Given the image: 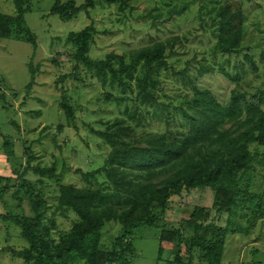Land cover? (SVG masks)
<instances>
[{
    "label": "rangeland",
    "instance_id": "obj_1",
    "mask_svg": "<svg viewBox=\"0 0 264 264\" xmlns=\"http://www.w3.org/2000/svg\"><path fill=\"white\" fill-rule=\"evenodd\" d=\"M56 1L22 0L24 25L30 29L37 46L25 33L13 32L9 37L0 38V91L10 103L7 108L0 104V174L11 176V184L17 183L13 170L19 172L27 167L29 153L35 156L30 165L55 167L58 179L41 177L33 171L25 174V179L32 181V188L28 189L32 197L28 195L23 202L24 211L31 213L32 202L45 200L43 222L50 231L46 237L54 242L78 218L72 210L58 207L59 183L93 188L107 181L103 172L92 180H86L79 172L101 168L112 150L113 144L98 132L112 135L116 144L146 145L153 135L186 130L188 103L193 98L194 86L212 91L223 104L229 103L233 89L251 93L264 90V61L260 58L264 49V0L245 1L244 50L234 54L220 53L214 48L217 39L212 33V18L217 2L222 0H131L130 8L124 11L117 4L103 2L89 8L88 14L82 11L69 21L51 13ZM76 2L79 5L85 0ZM0 12L15 16L14 0H0ZM91 23L98 30L89 52L94 60L106 59L112 52L129 59L134 50L157 41H175L173 50L168 49L166 54L170 68L158 76L154 103H140L136 91H129V99L121 104L115 101V96L107 99L108 92L118 95L120 89L103 87L93 69L57 56V51L75 50L77 45L68 41L69 33ZM247 54L254 57L255 65ZM31 62L41 67L28 91ZM203 67L206 72L200 74ZM227 74L238 80H232ZM62 75L67 77L57 83L55 80ZM63 91L74 110L70 120L59 108ZM13 121L19 125L20 132ZM60 123L65 125L63 131L58 130ZM6 136L8 149L3 147ZM250 150L253 161L243 175L236 204L229 212L217 214L214 193L206 187L185 188L173 195L164 209L155 212L161 223L182 228L181 264H187L190 258L192 264L203 263L200 250L190 248L192 233L182 224L197 206L205 211L204 223L216 221L229 231L224 264L252 261L264 264V145L257 140L250 145ZM170 172L164 171L158 178ZM14 190L12 187L5 193L8 204L0 202L3 214L12 208L19 211L18 201L12 196ZM123 233V225L107 222L100 249L110 251ZM131 241L135 251L126 255L130 264H177L174 262L178 252L176 242L163 243L160 228L142 226ZM27 246L29 243L21 236L20 228L0 221V264H27L13 254Z\"/></svg>",
    "mask_w": 264,
    "mask_h": 264
},
{
    "label": "trees",
    "instance_id": "obj_2",
    "mask_svg": "<svg viewBox=\"0 0 264 264\" xmlns=\"http://www.w3.org/2000/svg\"><path fill=\"white\" fill-rule=\"evenodd\" d=\"M130 1L85 0L78 5L76 0H57L51 13L58 15L63 21H69L82 11L88 14L89 8H94L98 3L117 4L124 11L130 8ZM245 1L217 2L215 16L212 18V33L217 39L214 47L216 51L234 54L244 50ZM14 2L17 10L15 16L0 12V38L9 37L13 32L25 33V37L37 46L35 39L31 38L33 35L30 29L24 25L25 9L22 0ZM97 32L94 23L81 30L71 31L68 41L76 44L77 48L64 53L57 51V56L73 59L93 69L103 87L120 89L118 95L108 92L107 99L115 96V101L121 104L129 99V91H136L137 101L142 104L154 103L158 76L161 71L170 68L166 54L168 49L173 50L175 41H157L134 50L129 59L123 54L112 52L106 55V59L94 60L89 52ZM246 57L256 64L253 56L247 54ZM260 58L264 61V49ZM40 67L30 63L31 81L27 85L28 91L35 83ZM257 68L258 66L255 67ZM202 69L200 74L206 72L205 67ZM227 76L230 77L228 74ZM66 77L67 75H62L55 81L62 82ZM65 93L63 91L59 108L66 119L70 120L74 116V110ZM263 103L264 90L261 89L255 93L233 89L229 103L223 104L212 91L194 86L193 98L188 103L186 130L170 131V135H153L146 145L125 142L116 144L112 135L98 132L113 144L112 150L101 168L79 172L86 180L96 179L103 172L107 181L93 188L59 183L58 207L72 210L78 218L57 242L46 237L50 231L43 222L46 205L43 198L42 201L37 199L32 202L31 213L24 211V199L28 195L32 197L28 190L32 188V181L26 180L25 174L33 171L41 177L48 175L58 179L55 167L30 165L35 156L29 153L27 167L22 171L19 169V172L17 169L13 170L18 177L17 183L11 184V176L0 174V202L9 203L5 193L14 187L12 196L18 201L16 206L19 210L9 208L6 214L0 212V221L4 225L15 224L20 228L21 236L29 243L25 249L14 251L13 254L24 259L27 264H130L126 255L135 251L132 235L147 225L161 229L163 243L176 242L178 252L174 262L181 264L182 228L161 223L155 212L164 209L171 197L185 188L212 189L215 198L213 206H216L217 214L229 212L235 206L243 175L253 161L250 145L257 140L264 145ZM0 104L5 108L10 104L1 91ZM58 126V130L63 131L64 123ZM16 127L20 132L17 123ZM8 144L9 138L6 136L3 147L8 149ZM139 171L146 174L136 173ZM164 171L171 172L158 178ZM205 216L204 209L197 206L189 220L182 223L192 233L190 248L200 250L203 261L201 264H224L229 231L216 221L204 223ZM111 221L123 225L124 233L116 239L110 251L103 252L100 249L102 230ZM187 264H192V258ZM241 264L262 263L252 261Z\"/></svg>",
    "mask_w": 264,
    "mask_h": 264
}]
</instances>
